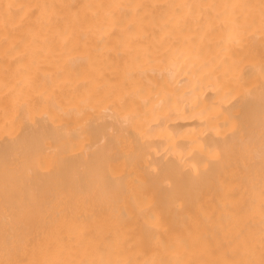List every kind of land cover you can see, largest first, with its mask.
<instances>
[{"label": "bare ground", "instance_id": "1", "mask_svg": "<svg viewBox=\"0 0 264 264\" xmlns=\"http://www.w3.org/2000/svg\"><path fill=\"white\" fill-rule=\"evenodd\" d=\"M0 264H264V0H0Z\"/></svg>", "mask_w": 264, "mask_h": 264}]
</instances>
